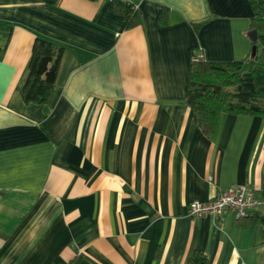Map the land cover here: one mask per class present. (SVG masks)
I'll return each instance as SVG.
<instances>
[{
    "label": "crops",
    "instance_id": "crops-1",
    "mask_svg": "<svg viewBox=\"0 0 264 264\" xmlns=\"http://www.w3.org/2000/svg\"><path fill=\"white\" fill-rule=\"evenodd\" d=\"M129 2L131 29L110 0H0V264H264V224L188 217L219 189L264 195V118L222 115L208 138L188 106L194 52L252 49L247 0ZM36 36L65 51L27 104Z\"/></svg>",
    "mask_w": 264,
    "mask_h": 264
},
{
    "label": "trees",
    "instance_id": "trees-1",
    "mask_svg": "<svg viewBox=\"0 0 264 264\" xmlns=\"http://www.w3.org/2000/svg\"><path fill=\"white\" fill-rule=\"evenodd\" d=\"M250 11V29L258 32L257 42H251V54L243 60L213 61L200 58L193 53L188 88L192 95L188 106L197 117L203 134L210 138L217 129L222 115H249L264 118V0H247ZM115 13L128 18V28L142 24V13L130 2L114 0ZM168 21V12L160 18ZM205 22L192 24L195 33ZM257 52L254 54V48ZM64 46L36 36L29 62V76L22 89L25 103L44 104L54 89ZM249 63V69L244 65ZM264 224V217L258 213L239 218L242 226ZM75 259L69 264H79ZM188 264H210L207 256L195 251Z\"/></svg>",
    "mask_w": 264,
    "mask_h": 264
},
{
    "label": "built area",
    "instance_id": "built-area-1",
    "mask_svg": "<svg viewBox=\"0 0 264 264\" xmlns=\"http://www.w3.org/2000/svg\"><path fill=\"white\" fill-rule=\"evenodd\" d=\"M113 2L114 0H110ZM129 2V0H121ZM203 58V55H199ZM264 207V195H258L257 191L250 186H230L219 189L217 195L205 201L191 202L188 217L203 219L212 218L219 220L233 213L237 218H244L256 213Z\"/></svg>",
    "mask_w": 264,
    "mask_h": 264
},
{
    "label": "water",
    "instance_id": "water-1",
    "mask_svg": "<svg viewBox=\"0 0 264 264\" xmlns=\"http://www.w3.org/2000/svg\"><path fill=\"white\" fill-rule=\"evenodd\" d=\"M250 39H251L252 42H257V40H258V32L256 30H253L250 33ZM256 52H257V48L255 47L253 53L255 54Z\"/></svg>",
    "mask_w": 264,
    "mask_h": 264
},
{
    "label": "rangeland",
    "instance_id": "rangeland-1",
    "mask_svg": "<svg viewBox=\"0 0 264 264\" xmlns=\"http://www.w3.org/2000/svg\"><path fill=\"white\" fill-rule=\"evenodd\" d=\"M251 50H252V49H251V47H250V50H249V53H250V54H251ZM249 53L247 52L248 55H246L245 57L249 56V55H250ZM245 57H244V58H245ZM244 58H243V59H244ZM243 59H242V60H243ZM248 69H249V63H246V64L244 65V70H248Z\"/></svg>",
    "mask_w": 264,
    "mask_h": 264
}]
</instances>
